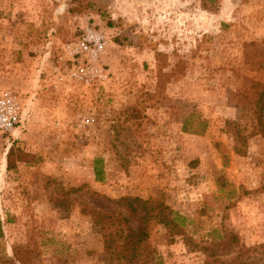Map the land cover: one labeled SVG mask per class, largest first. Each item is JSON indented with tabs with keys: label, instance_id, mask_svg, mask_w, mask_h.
Masks as SVG:
<instances>
[{
	"label": "rangeland",
	"instance_id": "1",
	"mask_svg": "<svg viewBox=\"0 0 264 264\" xmlns=\"http://www.w3.org/2000/svg\"><path fill=\"white\" fill-rule=\"evenodd\" d=\"M253 81L264 0H0V95L20 106L0 129V264H108L94 211L145 226L163 264L263 243L264 139L236 153L226 125L250 129Z\"/></svg>",
	"mask_w": 264,
	"mask_h": 264
},
{
	"label": "trees",
	"instance_id": "2",
	"mask_svg": "<svg viewBox=\"0 0 264 264\" xmlns=\"http://www.w3.org/2000/svg\"><path fill=\"white\" fill-rule=\"evenodd\" d=\"M252 92L248 101V108L252 111L249 116L250 129L242 126L238 121H227L226 125L231 131L234 140V150L236 153L243 154L247 139L260 135L264 139V83L259 81L252 82ZM187 119L183 121V128L187 130ZM205 124H203L204 126ZM243 147V148H242ZM11 151L7 156V167H12ZM98 167H95V173L100 175ZM133 200L137 198H128L131 205ZM165 207L161 208L157 213L159 222L169 226L174 232L181 231L179 224L176 222V217L171 216L169 212H165ZM136 212V208H132ZM95 218V223L105 222L114 225V231L109 233L105 239V253L108 264H163L154 253V249L148 240V233L146 227L141 225L133 228L128 222V217L117 213V211H110L101 213L94 211L92 213ZM151 217L147 214L145 220ZM223 241H219L213 247L209 248V254L204 259L203 264H264V242L247 246L245 244H238L237 237L234 234L229 236L222 235ZM227 237V238H226ZM227 239V240H226ZM225 240V241H224ZM235 244L236 249L231 257L222 258L217 255L218 247H229ZM22 264H27L26 260L20 255H16Z\"/></svg>",
	"mask_w": 264,
	"mask_h": 264
},
{
	"label": "built area",
	"instance_id": "3",
	"mask_svg": "<svg viewBox=\"0 0 264 264\" xmlns=\"http://www.w3.org/2000/svg\"><path fill=\"white\" fill-rule=\"evenodd\" d=\"M105 44L104 36L93 30H87L80 48L91 55H95ZM20 106L16 98L9 92L0 95V129L11 131L18 122Z\"/></svg>",
	"mask_w": 264,
	"mask_h": 264
},
{
	"label": "crops",
	"instance_id": "4",
	"mask_svg": "<svg viewBox=\"0 0 264 264\" xmlns=\"http://www.w3.org/2000/svg\"><path fill=\"white\" fill-rule=\"evenodd\" d=\"M122 6H123L122 3L119 4V3L117 2V4H115V8H117V10L121 9Z\"/></svg>",
	"mask_w": 264,
	"mask_h": 264
}]
</instances>
